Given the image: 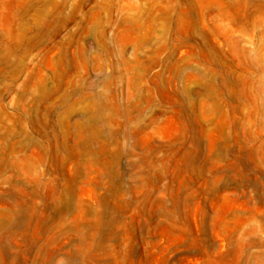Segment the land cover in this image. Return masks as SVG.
Returning a JSON list of instances; mask_svg holds the SVG:
<instances>
[{
	"label": "rangeland",
	"instance_id": "obj_1",
	"mask_svg": "<svg viewBox=\"0 0 264 264\" xmlns=\"http://www.w3.org/2000/svg\"><path fill=\"white\" fill-rule=\"evenodd\" d=\"M264 264V0H0V264Z\"/></svg>",
	"mask_w": 264,
	"mask_h": 264
},
{
	"label": "bare ground",
	"instance_id": "obj_2",
	"mask_svg": "<svg viewBox=\"0 0 264 264\" xmlns=\"http://www.w3.org/2000/svg\"><path fill=\"white\" fill-rule=\"evenodd\" d=\"M69 261H70V260H68L66 264H70V262H69Z\"/></svg>",
	"mask_w": 264,
	"mask_h": 264
}]
</instances>
